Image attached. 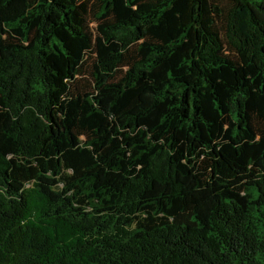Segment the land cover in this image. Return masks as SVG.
Wrapping results in <instances>:
<instances>
[{
    "label": "trees",
    "instance_id": "16d2710c",
    "mask_svg": "<svg viewBox=\"0 0 264 264\" xmlns=\"http://www.w3.org/2000/svg\"><path fill=\"white\" fill-rule=\"evenodd\" d=\"M0 264H264V0H0Z\"/></svg>",
    "mask_w": 264,
    "mask_h": 264
}]
</instances>
